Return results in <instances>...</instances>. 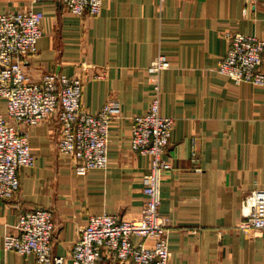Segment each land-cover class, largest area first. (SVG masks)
<instances>
[{"label": "crops", "instance_id": "0c3cea01", "mask_svg": "<svg viewBox=\"0 0 264 264\" xmlns=\"http://www.w3.org/2000/svg\"><path fill=\"white\" fill-rule=\"evenodd\" d=\"M27 9L42 15L43 32L23 64L30 80L53 72L82 76L84 109L97 114L116 98L123 113L110 124L109 168L85 176L58 153L56 119L29 129L36 163L20 171L15 199L0 200V264H35L3 248L26 210L54 212L53 253L63 257L90 216L140 218L150 158L130 149L131 119L149 109L147 68L160 54L169 59L161 114L175 119L167 152L173 169L162 182L160 207L171 220L169 264H264V230L250 238L237 229L243 199L264 188V87L237 85L216 71L228 50L225 32L264 39V0H105L96 18L75 17L59 0H0V14ZM105 70L106 79L93 78ZM6 111L0 100V114ZM192 138L200 171L190 159Z\"/></svg>", "mask_w": 264, "mask_h": 264}, {"label": "built area", "instance_id": "2783aa9c", "mask_svg": "<svg viewBox=\"0 0 264 264\" xmlns=\"http://www.w3.org/2000/svg\"><path fill=\"white\" fill-rule=\"evenodd\" d=\"M39 0H34L38 2ZM75 17H99L105 0H59ZM42 15L34 9L0 14V100L7 111L0 114V200L12 201L19 193V173L33 168L29 129L56 119L60 125L58 153L70 159L78 176L110 165V124L120 119V100L109 99L101 111L91 114L83 107L85 79L47 73L40 82L26 74L25 60L37 53L42 37ZM228 50L216 69L237 85L264 87V39L235 31L224 33ZM169 66L166 55H158L147 68L152 100L145 115L131 119L130 149L150 158L143 178L147 197L138 219L126 220L106 212L92 215L73 244L68 257L53 253L55 217L52 210L37 208L22 212L13 232L4 237L6 252L33 258L35 264H169L171 220L160 214L161 185L173 169L167 159L175 119L161 114V74ZM107 70L94 75L103 80ZM190 159L200 171L198 141L191 139ZM237 229L247 237L264 230V188L249 193L241 204ZM196 233V230L192 231ZM149 240H153L152 243Z\"/></svg>", "mask_w": 264, "mask_h": 264}]
</instances>
